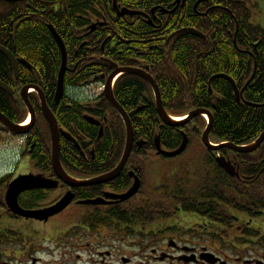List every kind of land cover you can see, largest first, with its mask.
Returning <instances> with one entry per match:
<instances>
[{
    "label": "flooded vegetation",
    "instance_id": "flooded-vegetation-1",
    "mask_svg": "<svg viewBox=\"0 0 264 264\" xmlns=\"http://www.w3.org/2000/svg\"><path fill=\"white\" fill-rule=\"evenodd\" d=\"M253 2L0 0V85L3 86L0 95L6 96L7 109L13 115L19 109L24 118L21 122H13L6 113L0 111V114L12 124L28 127L21 144L20 162L16 163L12 174L0 176L5 207L0 209V264H264V200L257 195L240 194L242 190H252L264 178V140L253 153L241 154L220 147L222 142L214 141L209 131V144L220 147L211 150L202 141L207 115L193 117L181 128L174 129L181 137L180 144L182 133L187 139L184 151L177 157L169 159L157 155L155 147H147L144 139L149 127L143 112L153 105L161 149L172 152L180 146L163 147L161 134L168 126L159 118L153 89L143 76L151 78L160 93L165 88L164 79L174 70L175 48L181 42H190L195 59L194 80L196 61L213 55L224 39L231 40L240 53L251 56L252 52H257L252 55L248 80L261 79L264 57L259 54L260 49H264V27L253 17L256 8ZM242 11L252 15L247 22L250 32L244 30ZM224 15L231 18V25L225 23ZM62 59L65 67L63 94L56 102ZM117 71L120 73L115 74ZM226 77L223 73H215L208 80L204 78V88L209 95L213 94V81L227 80ZM126 79L137 80L141 87L130 102L132 109L130 106L127 110L122 108L132 124L133 145L117 175L99 182L118 167L126 139L122 118L104 89L101 93L99 89L110 87L115 101L123 107L114 93ZM26 87H32L27 90L29 107L20 97L21 90ZM84 90L91 96L85 95ZM237 91L239 99L235 92L234 96L241 102L243 90ZM40 95L56 120L61 167L69 179L80 184L78 187L61 181L53 170L50 127ZM195 110H205L212 116L211 110L204 108L180 116L166 113L184 120ZM28 115L30 121L26 123ZM5 133L8 129L0 122V135ZM44 137H49L50 141V165L42 162L38 151L34 152ZM138 142L142 144L139 146ZM105 150L107 155L102 159L98 155ZM183 157L185 159L180 160ZM218 159L229 163L237 176L228 174ZM153 161L167 162L168 168L162 164L154 184H147L145 167ZM27 175L56 181V186L19 194L17 201L22 210H44L70 196L66 208L43 221L10 213L4 200L7 186L14 179ZM136 179L139 181L136 193L120 201L118 197L126 194ZM230 185H234L237 193L229 195ZM95 200L99 201L96 205L84 204ZM65 214L78 219V223L69 226L71 222L67 221L54 231L52 249H61L56 260L53 254L47 253L50 249L46 243L48 238L38 231ZM129 215L141 219L138 231L132 230L136 226L121 221ZM180 220L186 226H181ZM102 231L122 237L132 231H142L144 235H151L154 243H151L149 254L142 258V254L132 257L123 251L129 244L117 255L110 245L103 247L98 241L83 242L94 232L98 238H105L107 233L103 236ZM25 238L31 242H26ZM71 238L75 242L71 243Z\"/></svg>",
    "mask_w": 264,
    "mask_h": 264
},
{
    "label": "trees",
    "instance_id": "trees-1",
    "mask_svg": "<svg viewBox=\"0 0 264 264\" xmlns=\"http://www.w3.org/2000/svg\"><path fill=\"white\" fill-rule=\"evenodd\" d=\"M240 14L245 17L244 30L250 32V26L247 22L251 18V13L242 11ZM224 17L225 23L231 25V18L227 15H224ZM245 31L243 32L246 34ZM251 36L252 34L249 35L250 38ZM189 43L188 41L181 42L175 48L176 55L172 63L174 70L164 79L165 88L160 92L164 110L170 115L180 116L196 108L208 109L212 112L210 137L214 141L241 146L256 140L264 130V74L261 79H253L252 81L248 79L252 71V55L255 56L257 52L256 54L252 52L251 56L240 53L232 46L231 40L224 39L222 44H215L217 46L213 55L207 59L196 61L197 77L194 80L195 59L192 55V49L189 48ZM249 50L251 51V49ZM260 51L259 55L264 57V49H260ZM263 62L264 59L261 60L262 64ZM215 73L225 74L234 81L239 91L243 90V100L241 102L235 98L232 85L225 79L213 81V94L209 95L207 89L204 88L206 83L204 78L208 80ZM248 82L250 83L246 86ZM121 84L122 86L118 87L114 93L115 97L122 102L124 110L129 109L127 106L132 109L130 102H133L132 100L141 90L140 84L134 79L123 80ZM171 84L183 85V87L176 88ZM53 94L54 91L50 94L51 99ZM215 95L216 98H214ZM6 99V96L0 95V111L6 113V117L13 122H21L24 118L23 113L18 109L13 115L7 109L8 101ZM143 114L146 116L147 126L149 127V130L144 133V139L147 140V147L153 148L154 137L157 134V123L154 122L156 118L155 106H148ZM140 116H142V113ZM179 128L181 127H168L162 131V134L160 130L161 143L164 148L175 149L178 147L181 137L174 129ZM122 146L123 140L120 141V147ZM49 148V137H44L41 139V144H37L34 150V152L38 151L39 156H42V162L48 165H50ZM106 155L107 150L101 151L98 156L103 159ZM234 188V185L228 186V189L231 190H228L229 195L237 193ZM240 194L257 195L259 199L263 198L264 200V178L261 179L259 184L253 186L252 190L249 189L247 192L242 190ZM2 198L3 194L0 192V209H5ZM121 221L130 226H137L141 219L129 215L127 218H122Z\"/></svg>",
    "mask_w": 264,
    "mask_h": 264
},
{
    "label": "water",
    "instance_id": "water-1",
    "mask_svg": "<svg viewBox=\"0 0 264 264\" xmlns=\"http://www.w3.org/2000/svg\"><path fill=\"white\" fill-rule=\"evenodd\" d=\"M64 68H65L64 67V61L62 59V68H61L59 75H58V78H57V87H56V91H55V101L56 102L62 97V94H63ZM124 71H126V73H133L132 70H124ZM117 73H120V71L115 72V74H117ZM143 77L146 78V81L151 85V87L153 89V93H154V97H155V103H156V111H157V114H158L159 118L161 119V121L164 125L169 126V127H181L186 122H189L193 117L200 116V115H207L208 124L206 125V128L202 134V141L207 148H209L211 150H217L220 147H224V148H228V149L235 151V152H238V153H245L246 154V153L254 152L260 146L262 141L264 140V131H263L260 134V136L255 140L254 143L247 145V146L241 147V146L233 145L231 143H226V144H221L220 147H212L208 142V135H209V131H210V128L212 125V116L210 115V113L208 114V112L205 110H195V111L191 112L189 114V116L187 118H185L184 120H181V121L173 120L171 117H169L167 115V113L165 112V110L162 106L160 93H159V90H158L156 84L153 82V80L151 78H149L147 76H143ZM226 79L232 84V86L234 88L235 96L237 97V99H239V93L237 91V88L234 86L233 81L228 77H226ZM1 87H3V86L0 85V88ZM28 88H32V87H26V88L22 89L20 92V97H21L23 103L29 107L28 95H27ZM104 92L106 93V96H107L108 100L110 101V103L112 104V106L115 108V110L119 113L120 117L122 118L123 124L125 126V130H126V139H125L124 153H123L122 159H121L118 167L116 168V170L114 172L105 176L104 179L99 180V182H103V181H106L108 179H112L117 175V172L125 164L126 158L129 154L131 148H132L133 141H134L132 124H131L128 116L123 111V109L115 101L111 88L110 87L107 88V86H105ZM40 98L42 101L41 105H42L44 116L46 117V119L49 123V127H50L51 164H52L53 170L56 173L57 177L61 181H63L64 183H66L67 185H69L71 187H76V186L78 187L80 184L74 180L69 179L61 167V164L59 161L60 144H59V135H58V128H57L56 120L53 117L52 113L46 108L45 103H44V98L42 95H40ZM251 106H255V105H251ZM0 122H2L6 126L8 131H10L12 134H15L18 136L27 135L28 127H19L15 124H12L8 119H6L1 114H0ZM141 144H142V142H138L139 146ZM186 145H187V139L183 133H182V142H181L180 146L172 152H166V151H163L161 149V146L159 143V137H156L154 140V146H155V149L157 151L156 152L157 155H162L163 157H166V158H174V157L180 155L184 151ZM218 163L231 176L236 174L234 169L231 167V165L229 163H224L222 160H219V159H218ZM236 176H237V174H236ZM84 184H86V183H84ZM55 186H56V181L45 180V179H42L41 177H34V176L27 175V176H20V177L14 179L12 182L9 183V185L7 186L6 192H5V203L7 205L9 212L13 213L14 215L23 217L25 219H35V220H39V221L46 220L49 217H52V216L59 214L69 204V202L71 200L70 196L69 197L66 196L63 199H61L59 202H57L54 206L49 207V208L44 209V210H40V211H24L20 208L18 201H17L18 195L24 191H28L31 189H39V188H41V189H53ZM138 187H139V181L136 179L134 181V184L132 185V187L128 190V192L126 194L119 196L118 198L120 199V201L129 199L131 196H133L136 193ZM98 202H99L98 200H95L94 202H86L84 204H90L91 203L93 205H96Z\"/></svg>",
    "mask_w": 264,
    "mask_h": 264
},
{
    "label": "rangeland",
    "instance_id": "rangeland-1",
    "mask_svg": "<svg viewBox=\"0 0 264 264\" xmlns=\"http://www.w3.org/2000/svg\"><path fill=\"white\" fill-rule=\"evenodd\" d=\"M256 4V8L253 10V17L257 19L256 21L264 27V0H254ZM21 140L17 138H13L7 135L5 133L4 135H0V176H5L13 173V168L16 166V163L20 162V152H21ZM185 158H181L180 160H184ZM165 165L168 168L167 162H161V161H153L146 165L145 167V179L147 184H154V181H156V178L158 175V170L162 169L163 165ZM21 169H24L25 167L20 166ZM156 168H159L155 170ZM169 170V169H168ZM69 214L62 215L61 217L57 218L55 222L45 228L41 229L38 232L42 233L46 239V243L49 244L47 246L50 247L49 251L47 253L53 254L52 258L58 260V254L60 253V250L52 249L51 243H54V231H57L60 228V225H62L64 222H71L72 226L75 223H78V219L75 220L72 217H68ZM181 226H186V224L180 220L178 221ZM132 227V226H131ZM137 226L132 228L134 231L137 230ZM35 230V229H33ZM107 232L102 231L100 234L105 235ZM31 233L27 234L30 235ZM92 236H87V239L84 238V241H98L100 243H103V247H106L107 245H110L115 249V253L118 255L122 249L126 247L127 244L129 246L123 250L126 251L133 257V254H142V258L149 254V250L152 248V244L154 243V239L151 238V235L149 234H142L139 232H131L129 235H124L123 237L118 234H110L107 233V236L103 239L97 237V232L90 233ZM57 238V237H56ZM96 238V239H95ZM26 239V238H25ZM40 241V240H39ZM45 241V240H44ZM71 243L75 242L73 238L69 240ZM26 242H31L30 240L26 239ZM14 249V247H7ZM5 251V250H3ZM122 251V252H123ZM41 257H44L43 254ZM46 258V257H45Z\"/></svg>",
    "mask_w": 264,
    "mask_h": 264
},
{
    "label": "bare ground",
    "instance_id": "bare-ground-1",
    "mask_svg": "<svg viewBox=\"0 0 264 264\" xmlns=\"http://www.w3.org/2000/svg\"><path fill=\"white\" fill-rule=\"evenodd\" d=\"M234 83V82H233ZM234 86H235V84H234ZM236 87V86H235ZM264 131V130H263Z\"/></svg>",
    "mask_w": 264,
    "mask_h": 264
}]
</instances>
